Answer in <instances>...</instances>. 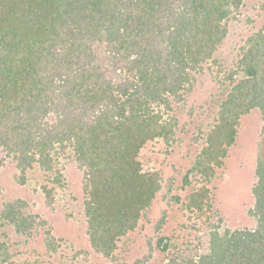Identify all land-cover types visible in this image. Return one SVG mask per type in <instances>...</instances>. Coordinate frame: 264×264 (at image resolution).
Listing matches in <instances>:
<instances>
[{
    "label": "trees",
    "instance_id": "1",
    "mask_svg": "<svg viewBox=\"0 0 264 264\" xmlns=\"http://www.w3.org/2000/svg\"><path fill=\"white\" fill-rule=\"evenodd\" d=\"M244 1L0 0V150L16 163L20 184L34 164L58 172V182L57 155L71 154L83 172L95 253L111 257L151 207L162 179L143 172L139 152L156 138L174 141L176 118L164 115L184 101L204 65L219 61L228 23ZM228 67L189 174L207 183L223 166L240 118L258 110L249 212L256 227L213 233L199 264H264V29L245 40ZM207 195L205 187L194 191L185 207L202 212ZM25 206L21 200L3 205L0 227L31 236L35 222ZM165 241L159 238L157 248L166 251ZM10 257L0 242V264Z\"/></svg>",
    "mask_w": 264,
    "mask_h": 264
},
{
    "label": "rangeland",
    "instance_id": "2",
    "mask_svg": "<svg viewBox=\"0 0 264 264\" xmlns=\"http://www.w3.org/2000/svg\"><path fill=\"white\" fill-rule=\"evenodd\" d=\"M228 28V37L215 56L219 61L204 65L184 101L173 103L164 115L176 118L174 141L156 138L140 150L143 172L159 173L162 188L137 227L117 241L111 257L95 253L89 243L83 172L70 153L57 155L58 182L53 181L58 172H45L34 164L20 184L16 163L0 150L4 160L0 210L8 202L24 201L23 211L35 222L29 237L16 234L13 227H0V242L11 256L5 264H199L200 258L209 254L213 233L222 236L255 229L256 221L249 212L255 203L252 188L262 125L258 110L240 118L223 166L214 169L207 183L198 174H189L203 147L207 126L215 119L220 102L217 94L226 75L223 70L228 72L232 56L245 40L264 29V0H245ZM202 187L208 189L202 212L185 207L191 193ZM44 188L51 192L50 198ZM40 221L46 224L40 225ZM159 238L166 239V251L157 248Z\"/></svg>",
    "mask_w": 264,
    "mask_h": 264
}]
</instances>
